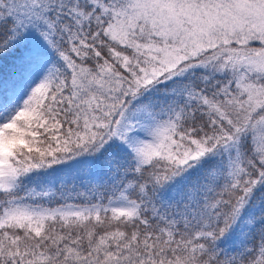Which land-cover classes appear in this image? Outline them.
Masks as SVG:
<instances>
[{
    "label": "snow or ice",
    "instance_id": "snow-or-ice-1",
    "mask_svg": "<svg viewBox=\"0 0 264 264\" xmlns=\"http://www.w3.org/2000/svg\"><path fill=\"white\" fill-rule=\"evenodd\" d=\"M0 264H264V0H0Z\"/></svg>",
    "mask_w": 264,
    "mask_h": 264
}]
</instances>
